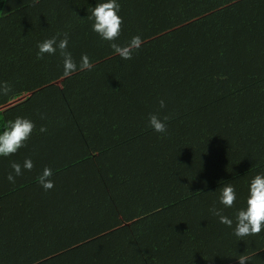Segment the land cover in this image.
<instances>
[{
    "label": "trees",
    "instance_id": "16d2710c",
    "mask_svg": "<svg viewBox=\"0 0 264 264\" xmlns=\"http://www.w3.org/2000/svg\"><path fill=\"white\" fill-rule=\"evenodd\" d=\"M97 2L0 0V84L11 86L0 132L18 116L36 125L0 156V264H264V229L234 234L264 173V0H117L115 43L142 40L129 60L93 31ZM65 32L69 77L59 49L37 58L38 42ZM82 54L91 70H79ZM150 114L171 117L166 133Z\"/></svg>",
    "mask_w": 264,
    "mask_h": 264
},
{
    "label": "clouds",
    "instance_id": "9594fccd",
    "mask_svg": "<svg viewBox=\"0 0 264 264\" xmlns=\"http://www.w3.org/2000/svg\"><path fill=\"white\" fill-rule=\"evenodd\" d=\"M120 11V4L117 0H100L95 7L91 8V15L88 19L93 21L92 29L104 41L110 42V47L122 59H132L133 52L141 46L142 40L139 36L133 37L130 42L121 46L115 41L120 37L121 26L123 23L122 17L118 15ZM62 37V38H61ZM69 42V34L57 33L55 36L45 39L37 43L39 49L37 58L42 59L45 54L54 55L57 49L63 58V75L65 77L71 76L77 71V63L73 59L71 52L67 50ZM93 64L91 63L87 54H82L79 70H91ZM11 91V86L7 82L0 84V94L5 96ZM160 107L164 108L165 103L163 100L159 101ZM43 118V117H41ZM170 116H164L161 119L157 114H150L148 121L149 126L158 133H166V121L170 120ZM35 123L25 117H16L14 120H9L0 132V156L8 157L14 155L17 151L26 146L27 141L30 139L33 131L35 130ZM45 127L40 128V132H45ZM34 164L30 158H25L23 168L31 171ZM13 172H10L7 179L11 183H15L17 176L22 175V166L20 163L13 161L11 163ZM53 172L50 168L45 167L42 174L37 177L39 184L47 191L54 187V181L51 179ZM237 200V193L235 186L232 184H225L219 196V201L227 208L234 207ZM213 215L219 217L221 223L231 227L233 221L227 216L222 215V210L213 207L210 209ZM236 227L234 234L237 237L243 238L251 235H258L264 229V173L257 174L251 179L248 196L246 198V206L239 209L236 214ZM249 257L241 255L238 264H247Z\"/></svg>",
    "mask_w": 264,
    "mask_h": 264
}]
</instances>
